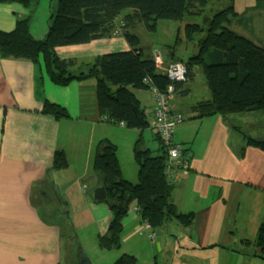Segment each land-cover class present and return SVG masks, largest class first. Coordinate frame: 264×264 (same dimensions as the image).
I'll return each mask as SVG.
<instances>
[{
  "label": "crops",
  "instance_id": "crops-1",
  "mask_svg": "<svg viewBox=\"0 0 264 264\" xmlns=\"http://www.w3.org/2000/svg\"><path fill=\"white\" fill-rule=\"evenodd\" d=\"M230 5L238 15L231 20L229 28L264 48V9H251L254 0H231ZM56 8L57 3L53 7L50 0H41L38 7L33 1L27 7L0 4V31L11 32L18 19H27L33 38L43 39ZM128 49L120 35L85 45L58 47L56 52L63 59H73L72 71L76 72L91 66L99 55ZM171 56L185 62L172 53ZM196 68H193V78L183 83L173 99V110L183 120L176 126L172 142L189 150L190 162L188 175L179 178L171 192L178 213L192 212L194 219L189 227L173 225L175 221L168 223L161 229V242L179 257V264H247L244 258L251 256L249 264H256L261 259L254 256L253 241L264 220V154L246 148L244 158L240 159L244 145L234 148L228 143L235 128L254 126L257 131L262 130L264 113L238 114L225 120L219 116L195 119L190 112L192 104L186 106L184 100L192 93ZM188 83L190 86L185 87ZM95 87L94 78L73 81L65 87L54 85L41 57L38 68L25 60L0 59V264L70 262H67L68 256L75 246L72 243L65 246L69 237L64 230L62 233L65 228L62 219L58 218L55 225L58 210L46 208L42 203L46 187L53 190V195L57 192V200L68 201L75 233L79 229H93L92 244L86 239L81 243L76 237L83 253L91 258L99 252L97 238L106 233L111 213L105 204L85 196L90 189L85 178H93L94 148L99 140L106 139L116 147L123 178L132 184L138 182L133 148L140 132L105 122L98 112ZM199 87L204 89V100L209 99L205 81H200ZM185 89H189L186 96L181 92ZM136 97L141 105V99ZM44 100L64 108L69 118L56 120L42 114ZM152 106L153 99H150L142 108L149 112ZM185 110L191 114L189 121ZM255 119L257 125L251 124ZM141 136L143 139V133ZM58 149L66 154L68 167L54 170L52 178H46V169L51 167ZM71 167L82 170L72 179L66 176ZM94 180L91 179V191L97 185ZM244 197L247 199L240 204ZM133 207L122 221V231L138 236L140 227L147 226L140 223ZM239 218L241 225L236 228ZM170 236L174 240L172 245ZM246 241L252 246L247 247ZM123 254L138 257L136 250Z\"/></svg>",
  "mask_w": 264,
  "mask_h": 264
},
{
  "label": "trees",
  "instance_id": "trees-1",
  "mask_svg": "<svg viewBox=\"0 0 264 264\" xmlns=\"http://www.w3.org/2000/svg\"><path fill=\"white\" fill-rule=\"evenodd\" d=\"M211 1L58 0L43 39L33 38L27 19H18L11 32L0 31V59L25 60L38 68L41 57L50 81L60 87L73 81L94 78L97 108L103 120L111 125L140 132L133 148L134 160L138 166L136 184L123 178L116 147L110 141L103 139L95 144L93 177L96 187H104L107 199L103 204L111 213L106 233L97 238L98 247L102 251L121 248L122 221L132 205L137 208L140 223L152 230L151 235H154L156 229L161 230L172 221L183 227H189L193 222L192 212L178 213L171 199L173 187L166 185L164 165L168 146L150 127L153 106L152 110L146 112L135 95L138 91H150V86L143 80L150 81L159 91L166 88L168 81L157 72L152 57H144L139 39L131 29L142 23L148 32L154 33L159 20L180 21L186 15H204L205 7ZM30 2L31 0H0V4L14 3L23 7H27ZM251 9H264V0H254ZM237 15L233 5H229L212 16H204L203 25L190 24L183 29L186 40H195L197 47L196 54L183 62L187 81L193 78V68L199 67L210 95L209 99L190 106L195 119L219 116L225 120L238 114L264 113V48L229 28L231 20ZM115 17H121L125 23L121 36L129 49L99 55L94 58L91 66L72 71L75 61L61 58L56 49L112 37ZM200 35L203 36L198 38ZM173 60L177 61L175 58ZM182 85L183 83L175 84V93H178ZM188 91L189 89H185L181 92L186 96ZM41 112L56 120L69 118L64 108L46 100ZM173 112L179 114L174 110ZM149 128L158 141L155 155L145 147L141 136ZM173 135L170 144L181 149L180 158L175 163L186 161L189 164V150L172 142ZM246 148L264 154V138L245 139L240 159L244 158ZM67 167L66 154L61 149L56 150L51 167L46 169V178L51 179L54 170H64ZM118 192L121 193L119 200L116 197ZM71 223L67 222L65 228L73 231ZM71 241H75L74 237ZM253 242L256 249L254 256L264 259V220L259 225ZM250 244V241L245 242L247 247L252 246ZM68 245L69 241L65 246ZM114 264H137V259L132 255L122 254Z\"/></svg>",
  "mask_w": 264,
  "mask_h": 264
},
{
  "label": "rangeland",
  "instance_id": "rangeland-1",
  "mask_svg": "<svg viewBox=\"0 0 264 264\" xmlns=\"http://www.w3.org/2000/svg\"><path fill=\"white\" fill-rule=\"evenodd\" d=\"M33 3L38 5H41V0H31ZM244 1V0H243ZM52 3V6L54 7L55 4L58 2V0H50ZM31 3V2H30ZM231 3V0H212L206 7L204 11V15L200 16H193V15H186L183 17L180 21H169V20H159L156 25V31L154 33L148 32L142 23H138L135 25L133 29H131V32L135 34L139 39V47L142 49L144 57L149 58L152 56L153 52L159 51L163 53L164 51H169L172 54H174L176 57L182 59L183 61H186L189 57L194 55L195 52H197L196 47V41H187L183 32V29L185 25L190 24H197V25H203V17L204 16H212L215 12L222 10L223 8H226ZM244 4V2H242ZM33 5V4H32ZM237 22V20L234 21V23ZM233 26V25H232ZM204 35V34H203ZM203 35L198 36V38L202 37ZM119 50V49H115ZM200 71V68H196V79L193 82V85L191 86L192 93L191 95L184 100L186 103V106H190L194 102L202 101L204 100V89H201L199 87L200 81H204L201 76L202 72ZM190 86V83L186 84L185 87ZM138 95V98L141 99V106H145L146 102L150 101L152 99V92L151 91H140L136 93ZM176 99V98H175ZM181 98L178 97L177 101H180ZM175 102V101H174ZM186 121H189V117L191 114L188 112V110H185L184 112ZM254 119V118H253ZM263 120V118H262ZM254 123V125H257L258 120L255 119L252 120L251 124ZM231 123L235 124L234 121ZM239 126H242V123H237ZM264 124V120L263 123ZM244 126V125H243ZM253 126V125H252ZM149 129H146L143 132V140L144 144L152 150V154H156V149L158 146V141L155 139V133ZM264 136V126L262 127V130L257 131L256 128L253 126L252 129L250 128H238L234 129L229 135V145L234 147L236 145H244L245 139H259ZM79 165V164H78ZM77 165V166H78ZM82 171L81 169L74 170L73 167H71L69 172H66V176L70 177L71 179L73 176H75V173ZM92 175L93 171L91 172ZM93 178H85L87 180L86 182L89 184L90 189L88 190L87 196L88 198H91V187L93 186V182L91 181ZM84 182V183H86ZM95 182V180H94ZM121 198V193H117V199L119 200ZM247 199V197H244L243 200L240 202V204L244 203V200ZM173 225H178L175 222H172ZM237 226L236 228H239L240 224V218L236 222ZM63 227V226H61ZM73 228V226H72ZM140 231H137L136 235L128 233V230L122 231V243L120 249H112V250H99V252L96 255H92L91 258H89V254H85V257L90 259L91 264H114L115 260L120 257L124 252H127L128 250L130 252H133V250H136L138 252L137 257V264H154V261L157 262V264H179L178 259L179 257L174 256L173 252H171L167 246L164 248L165 243L161 242L162 245L160 249L156 245V241L153 239H150V235L152 234V230L141 226ZM66 233V236H68L69 243H72L75 253L78 252V248L81 249V247L78 244L77 238L83 243L85 242V239L89 241L90 244L93 243L94 238L92 236L93 229L87 228L85 230L79 229L78 233H75V229L73 231L62 228V233ZM78 234V235H77ZM72 237H74L75 241H71ZM77 237V238H76ZM145 239V240H140ZM71 241V242H70ZM170 245L174 244L173 238L169 237ZM84 246V245H83ZM85 248V247H84ZM163 248V250H161ZM82 251V250H81ZM84 252V251H82ZM153 253V255H151ZM117 256L116 258H112V256ZM151 256V258H150ZM111 257V258H110ZM178 258V259H177ZM251 257H246L244 260H247V264H249ZM196 262V260H193ZM256 264H264L263 260H259L255 262Z\"/></svg>",
  "mask_w": 264,
  "mask_h": 264
},
{
  "label": "built area",
  "instance_id": "built-area-1",
  "mask_svg": "<svg viewBox=\"0 0 264 264\" xmlns=\"http://www.w3.org/2000/svg\"><path fill=\"white\" fill-rule=\"evenodd\" d=\"M113 24V36L122 35L125 28L123 19L121 17H115ZM152 59L157 72L167 79L168 84L164 90L159 91L150 81L143 80L145 84L150 86V91L153 96V111L150 119V127L153 131L157 132L164 144L168 146L164 175L166 185L168 187H174L179 178L189 173V164L186 161L180 162L179 164L175 163L180 158L181 149L178 146H172L170 144L176 126L183 120L181 114L173 112L175 84L187 81V71L183 62H174L171 53L168 51L167 53L156 51L152 54ZM133 210L137 212L136 206L133 207ZM153 238L154 235H150V239Z\"/></svg>",
  "mask_w": 264,
  "mask_h": 264
},
{
  "label": "water",
  "instance_id": "water-1",
  "mask_svg": "<svg viewBox=\"0 0 264 264\" xmlns=\"http://www.w3.org/2000/svg\"><path fill=\"white\" fill-rule=\"evenodd\" d=\"M54 193H55V195L57 194L56 191ZM60 197L62 198L63 195L60 194ZM91 199L95 203H104L105 200L107 199V193H106L104 187L103 186H97L96 188H94L91 192ZM57 207L60 208L59 209L60 213L63 211L62 219L64 220V226H65V224L67 222L68 223L71 222V215H72L71 207H70L68 201H63V205L57 204ZM60 213L58 214V217H56V219H55V225L58 224V218H59V216H61ZM154 235H155L156 245L160 249V241H161L162 231L160 229H156L154 231ZM79 251L81 253H79ZM72 257H74L76 259L75 260L76 264H91L90 260L85 257L84 253L79 248H78V252L75 253Z\"/></svg>",
  "mask_w": 264,
  "mask_h": 264
},
{
  "label": "flooded vegetation",
  "instance_id": "flooded-vegetation-1",
  "mask_svg": "<svg viewBox=\"0 0 264 264\" xmlns=\"http://www.w3.org/2000/svg\"><path fill=\"white\" fill-rule=\"evenodd\" d=\"M45 195H43V198H44V200L42 201V203H43V205H44V207H46V208H49V209H55V210H58V212H57V214H59L60 212H59V209L60 208H58L57 207V204L58 205H63V201H62V199H58L57 200V198L55 197V195H53V190L51 191L49 188H45ZM59 202V203H58ZM60 215L61 216H59V218L60 219H62V216H63V211L60 213ZM62 221H63V223H64V220L62 219ZM66 225V224H65ZM72 253H70L71 255L70 256H68L69 257V259H68V257H67V262L68 261H70L69 263H67V264H76L75 263V258L74 257H72L74 254H75V252L74 251H71Z\"/></svg>",
  "mask_w": 264,
  "mask_h": 264
}]
</instances>
